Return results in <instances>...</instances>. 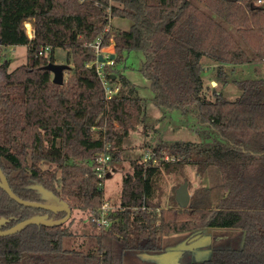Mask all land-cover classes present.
I'll list each match as a JSON object with an SVG mask.
<instances>
[{
	"label": "trees",
	"instance_id": "trees-1",
	"mask_svg": "<svg viewBox=\"0 0 264 264\" xmlns=\"http://www.w3.org/2000/svg\"><path fill=\"white\" fill-rule=\"evenodd\" d=\"M114 18L131 21L112 33L113 65L105 67L119 89L105 99L88 45L102 33L108 0H0V46L25 45L26 62L9 70L0 60V168L21 199L44 202L32 188L40 184L73 209L94 211L103 200L93 155L109 144L110 161L119 160L121 143L138 124L146 129L136 86L119 70L128 52L143 54L140 73L149 80L155 104L194 113L203 136L217 140L159 142L147 162L132 159L122 179L119 208L109 227L98 228L95 248L63 247L71 235L66 223L30 224L0 236V264H124L128 252H158L165 236L206 227L242 231L240 248L215 247L201 264H264V79H240V93L226 98L204 85L201 58L224 65L262 59L264 0H114ZM32 20L28 37L24 23ZM223 23L235 29L245 48ZM109 43L106 34L103 44ZM50 46V52L39 49ZM69 54L61 85L44 68L55 63V49ZM205 128L207 131H205ZM168 156V160L164 159ZM171 158H174L171 160ZM156 163L152 164V160ZM186 165L202 177L215 167L223 193L209 203V188L197 186L186 207H162L157 184L163 171ZM52 213L19 204L0 188V216L8 228L35 214Z\"/></svg>",
	"mask_w": 264,
	"mask_h": 264
},
{
	"label": "rangeland",
	"instance_id": "rangeland-1",
	"mask_svg": "<svg viewBox=\"0 0 264 264\" xmlns=\"http://www.w3.org/2000/svg\"><path fill=\"white\" fill-rule=\"evenodd\" d=\"M195 3L196 0H193ZM203 10H206L203 4L197 3ZM131 21L126 18H114L111 22V31L118 32L127 30ZM238 43L245 48V44L236 35L235 29L223 23ZM24 29L28 37L33 34L32 20L24 23ZM56 64H64L70 67L69 54L60 48L55 49ZM0 60L9 61V70L24 64L26 62L25 45H1ZM143 61V54L139 50H131L126 56L124 63L119 65L118 70L136 86V95L141 98L142 111L145 114L146 129L142 124L136 125L129 130L128 135L121 143V156L119 160L109 161L107 164L106 177L101 181L103 189V201H108L111 206L118 207L121 183L124 175L131 170L130 161L137 159L143 160L144 153L152 149L159 142H202L208 143L218 139L216 134L210 138L203 136L200 132L204 129L197 122L194 113L183 114L179 109H165L157 106L153 100V93L150 90L149 80L139 71ZM213 62L208 57L201 58L203 71L201 74L204 85H210L211 77L217 78V68H213ZM227 81L222 84L219 82L217 91L221 92L226 98L234 99L240 89L234 83V80L240 79H264V59H255L252 62L240 64H227L223 68ZM69 69L63 71V80L67 76ZM52 76V73H51ZM218 81H220L218 79ZM118 83V80H116ZM211 86V85H210ZM205 131L207 129L205 128ZM95 155V154H94ZM93 155V156H94ZM108 174V175H107ZM186 180L188 191L191 195L197 186L209 188V203L213 204L223 193L220 174L215 167H211L206 174L199 177L195 170L186 165L179 171H163L157 184V201L162 207L173 203L175 200L176 188ZM90 211L73 209L70 218L65 222L71 231L70 236L63 238V247L81 252L91 251L95 248L94 235L98 227L93 225L89 217ZM201 236L198 244H190V240L195 237L190 236L193 232H185L165 236L162 241V249L158 252H128L124 264H201L202 260L210 256V247H221L228 245V240L235 237V245L231 248H240L242 245V231L237 228H213L206 227L201 230ZM228 236L224 242L216 239L218 236ZM184 239V240H182ZM175 240V241H174Z\"/></svg>",
	"mask_w": 264,
	"mask_h": 264
},
{
	"label": "built area",
	"instance_id": "built-area-1",
	"mask_svg": "<svg viewBox=\"0 0 264 264\" xmlns=\"http://www.w3.org/2000/svg\"><path fill=\"white\" fill-rule=\"evenodd\" d=\"M114 0H108V4L105 7L104 15L101 19V23L103 24L102 33L96 37V39L89 43L88 45L91 47L92 52L94 54L93 62L87 64L86 66L93 65L95 72L100 80V83L103 88L104 97L105 99L111 98L119 89V83L109 81L107 78V73L105 71L106 66H111L114 64L113 57L111 55L113 53V44H112V31H111V22L114 19L111 13V7L114 4ZM106 34H109V43L107 45L103 44L104 37ZM33 35V34H32ZM32 35L30 37H32ZM262 59H264V41L262 44ZM50 46L44 45L39 49V54H47L50 52ZM101 55L103 60H98V56ZM110 148L109 144H104L103 149L96 153L93 156V164H94V171L96 176L100 179L106 177L107 171V164L110 161V154L107 152ZM153 154L152 149H148L144 153L143 162H147L151 155ZM164 159L168 160V156H164ZM174 158H171L173 160ZM156 163V159L152 160V164ZM117 210H120L119 205L118 207H113L110 205L108 201L101 202L98 209L91 211L90 216L88 217L90 222L95 225L96 227H109L113 220V215Z\"/></svg>",
	"mask_w": 264,
	"mask_h": 264
},
{
	"label": "water",
	"instance_id": "water-1",
	"mask_svg": "<svg viewBox=\"0 0 264 264\" xmlns=\"http://www.w3.org/2000/svg\"><path fill=\"white\" fill-rule=\"evenodd\" d=\"M231 1H234V0H231ZM112 57L113 55H111V58ZM98 60L102 61L103 57L99 55ZM44 68L52 73L53 83L58 84V85H61L63 83V71L68 68L67 65L48 63L44 66ZM0 188L3 189L9 195L10 198H12L16 202L24 206L36 207V208L50 211L52 213L64 212V215L62 217L56 218V219L49 217L48 214L46 213L32 215L26 219L18 221L17 223H15L14 225L8 228H5V229L0 228V236L14 234L20 231L25 226L30 225V224H37V225H44V226L60 225V224L65 223L70 218L71 209L68 206V204L64 201L57 199L52 194L51 191L44 188L40 184H33L32 188L36 189L40 193L41 198L45 200L44 202L29 201V200L19 198L11 190L7 182V179L5 175L3 174L1 168H0ZM189 199H190V193L188 191V183L186 180H184L175 190V201L179 207L184 208L188 205ZM7 221H8L7 218L0 216V227L4 225Z\"/></svg>",
	"mask_w": 264,
	"mask_h": 264
},
{
	"label": "crops",
	"instance_id": "crops-1",
	"mask_svg": "<svg viewBox=\"0 0 264 264\" xmlns=\"http://www.w3.org/2000/svg\"><path fill=\"white\" fill-rule=\"evenodd\" d=\"M255 60V59H254ZM253 60H251L250 62H252ZM214 62V61H213ZM212 67L213 68H217L218 67V64L215 62V64L214 65H212ZM223 68H225V65H224V67ZM217 78L220 80V81H218V79H216L215 77H211V78H209L210 79V85L212 86V87H217L218 88V86H219V82H222V84L223 83H225L226 81H227V78L225 77V82L223 81V79H224V77H222L221 75H219L218 73H217ZM239 95V94H238ZM237 95V96H238ZM219 229H224V228H219ZM201 232L202 231H199V232H195V233H192V235H189L188 237H186V238H189L190 236H194L195 235V237H193L189 242H190V244L192 245V243L193 244H198V239H199V237L202 235L201 234ZM179 235H181V233L179 234ZM228 238V236L226 235V236H218L216 239H219L221 242H224V240H226ZM182 240H184V239H182ZM175 241V240H174ZM235 241H236V238L235 237H232V235H231V237L229 238V240H228V245H225V246H221V247H227V248H231L230 247V245H235ZM237 242V241H236ZM242 246V245H241ZM213 248H215V247H210V248H208L210 251L213 249ZM203 261V260H202Z\"/></svg>",
	"mask_w": 264,
	"mask_h": 264
}]
</instances>
